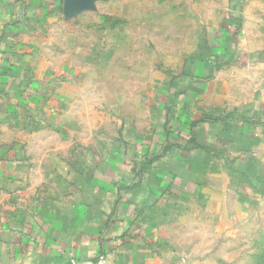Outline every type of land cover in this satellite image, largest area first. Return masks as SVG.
Masks as SVG:
<instances>
[{"label": "crops", "instance_id": "crops-1", "mask_svg": "<svg viewBox=\"0 0 264 264\" xmlns=\"http://www.w3.org/2000/svg\"><path fill=\"white\" fill-rule=\"evenodd\" d=\"M263 89L264 0H0V264H231Z\"/></svg>", "mask_w": 264, "mask_h": 264}, {"label": "rangeland", "instance_id": "rangeland-1", "mask_svg": "<svg viewBox=\"0 0 264 264\" xmlns=\"http://www.w3.org/2000/svg\"><path fill=\"white\" fill-rule=\"evenodd\" d=\"M136 37H139V36H136ZM172 44L174 46L175 41L172 40ZM141 50H142V47L141 48L139 47L136 53L139 54ZM155 52L156 53L159 52L157 50V47L153 49V55L155 54ZM155 66H156V63L153 64V67ZM158 76H159V72L158 71L156 72V70L153 68V73L151 74V77H150L151 82L152 83L154 81L157 82ZM146 80L149 82V79H146ZM142 91H143V87L138 86V91L134 98L135 101L132 103L133 105H132L130 114L133 115L134 118H136L137 120L144 122L146 118H148L147 112L145 110V106L147 102L149 101V99L153 97V94L152 95L143 94ZM251 235H252V232L249 234V236ZM254 241L256 244L255 243L253 244ZM215 245H218V244H215ZM232 248L233 249L231 250L229 254L225 256H219V257H222V258L228 257L227 261L228 262L231 261V264H264V236L262 239H259L258 241H256L254 238L253 240H250L248 237L244 240H240L239 242L234 243L233 241ZM215 261L219 262L218 259H215Z\"/></svg>", "mask_w": 264, "mask_h": 264}, {"label": "built area", "instance_id": "built-area-1", "mask_svg": "<svg viewBox=\"0 0 264 264\" xmlns=\"http://www.w3.org/2000/svg\"><path fill=\"white\" fill-rule=\"evenodd\" d=\"M262 95L264 96V89L262 90ZM70 264H109V262L106 258V255L99 254L96 257L89 260H83V261L71 260Z\"/></svg>", "mask_w": 264, "mask_h": 264}]
</instances>
